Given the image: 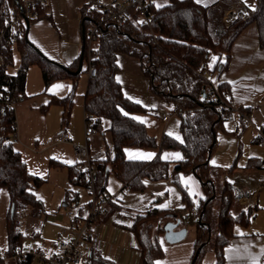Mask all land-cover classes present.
Returning a JSON list of instances; mask_svg holds the SVG:
<instances>
[{
	"label": "trees",
	"instance_id": "obj_1",
	"mask_svg": "<svg viewBox=\"0 0 264 264\" xmlns=\"http://www.w3.org/2000/svg\"><path fill=\"white\" fill-rule=\"evenodd\" d=\"M14 5L15 0H0V16L8 14ZM215 5H204L197 0H170L168 4L158 7L151 1L147 10L148 14L153 16L150 25L143 23L138 10H134L132 17L123 26L107 25L97 42V74L89 78L84 107L85 112L93 116L96 129L102 130L103 119L110 120L109 130L114 149L113 155L107 153L105 158L95 159L99 170L98 193L108 191L111 173L123 182V191H143L147 187V181H158L172 176L182 188L184 200L188 204L184 210L151 208L135 215L131 228L138 239L137 246L141 252L142 264H156V260L164 255L160 235L169 219H180L184 226L196 224L197 238L192 264H201L213 237L212 224L216 222V264H224L223 248L233 235L235 224H249L255 213L252 208H235L241 195L236 192L232 181L226 178L227 174L234 171L235 164L222 169L211 163L219 128L224 126L230 112L239 108V122L245 125L243 118L245 114L250 113L251 107H236L231 103L230 87L225 80L219 83L226 103L221 102V97H216L208 79L201 75V71L209 69L208 60L212 53L218 56L214 68L219 67L221 55L230 52L237 37L251 23L257 25L260 44L264 46V0H258L256 8L251 10L249 15L238 18L229 25L222 21L221 13ZM88 10L87 2L83 7L82 33L95 15L89 11L91 16H87ZM47 16L45 8L38 7L36 18ZM27 34L28 29L25 26L18 41L22 60L18 72L11 74L4 68L0 71V82L8 85L21 101L27 97V71L34 63L41 65L46 87L57 79H71L72 87L68 94H52L50 102L41 106V109L46 111L52 103L61 105L62 121L68 123L79 78L88 68L83 65L80 73H74L79 66L80 56L71 64L57 62L28 40ZM152 35L154 39H151ZM83 45L86 43L83 42ZM120 52L137 57L154 87L162 96L174 102L181 119V139L166 133L159 144L156 138L149 134L146 124L133 115V112L143 107L126 95L117 76ZM86 58L85 50V60ZM6 61L13 62V51L7 52ZM16 133V112L14 109H7L0 113V189L7 187L11 200L7 218L9 248L6 254L9 257H15L25 245L27 235L21 227L25 210L28 207L38 211L44 210V203L35 192L42 178L29 170L21 151L15 147L13 137ZM128 146H158L159 153L153 159H133L126 156L125 149ZM165 149H178L182 152V157L177 160L167 159L162 154ZM57 163L63 165L61 162ZM67 167L70 183L85 184L83 174L77 170L76 163ZM246 167L262 168L264 158L251 157ZM194 171L200 177L206 193L205 199L196 205L199 210L197 214L189 212L195 205L180 180L181 174ZM222 176L223 184L218 190L216 183ZM112 210L113 205L107 212ZM186 213H190L189 218H186ZM200 217L208 222V225L200 224ZM90 255L89 264H115L96 248H91ZM17 260L20 264L18 258ZM31 262L32 259L28 258L23 264Z\"/></svg>",
	"mask_w": 264,
	"mask_h": 264
},
{
	"label": "crops",
	"instance_id": "obj_2",
	"mask_svg": "<svg viewBox=\"0 0 264 264\" xmlns=\"http://www.w3.org/2000/svg\"><path fill=\"white\" fill-rule=\"evenodd\" d=\"M87 2L88 0H47L46 6L44 8L48 16L38 18H36V16L35 18H32L34 19L33 21L32 19L30 20V28L28 31L29 39L40 50L42 49L43 51H41L45 53L49 58L55 61L57 60V62L60 61V63L63 62L62 64L65 65L71 64L78 56H80L81 52L71 61H68L69 57L63 53L61 43L62 35L59 30L58 23L56 22V11L61 7L65 11L72 13L71 15L75 19L78 18L76 17V15L79 16L78 12H80L81 27H83V7L87 4ZM152 2H154L156 6L160 7L168 4L170 0H152ZM199 3L204 5L216 4L215 6L219 10V13H221L222 21L224 22V18L230 14H233L234 16L237 15V17L239 18L244 17L245 10L250 13L251 10L256 8L258 0H199ZM89 11L90 10H88V12ZM88 12H86L87 16H91V12ZM229 54L232 59V68L229 71L223 72V74H221V79L225 80L230 87L229 97L231 103L234 106L239 107L244 105L251 107L249 114L251 116L250 124L252 125L254 130L253 133L256 134L254 140L262 141V138L258 132V128L264 125V84L263 80L257 84L252 83L255 82V79L253 77L256 76V74H253V77H249V70L252 69L250 67H254V64L256 62H258L259 65L264 66V46L260 44L259 32L255 23H251L250 25H248L245 30L237 37ZM129 57L138 60L141 65V69L143 70L142 64L137 57L131 54ZM84 65L87 66V59L85 60V57ZM82 75H84L85 79L83 80L81 86L78 82V86L81 87L79 90V102L84 107V96L90 78V76L88 75V69L87 72L82 73L81 76ZM81 76L79 80L81 79ZM262 78L264 79L263 76ZM250 86H254L255 88L249 90ZM71 87V79H57L53 81L48 87H46V90L49 89V93H47V97L45 99H42L39 96H30L26 97L25 100L23 99L17 103L15 112L17 117V135L19 140L16 144H19L21 146V149L20 147L16 148L20 150L21 153L22 149H26L27 151H32L39 154L37 152V149H39V147L42 145H46L45 128H47V115L45 113L46 111L41 109V106L46 105L50 102L52 94L57 96H65L66 94H68ZM233 112H238L237 115L240 118L241 113L236 109L231 111L228 117H230ZM169 121L163 122L168 124ZM243 121L245 123L244 118ZM110 125V120L105 118L103 120L102 127H104L106 131L111 134L109 130ZM245 125L247 124L245 123ZM63 131L70 133L67 129V126L64 127L60 132ZM97 131L103 132V130L95 128L92 133L87 134L85 124L83 137H78L77 134H74L78 141H76V139H74L73 135L70 133L73 142L80 143L79 141H83L82 144L87 143L89 145L90 152L94 160L105 158L107 156V153H110V155H113L114 153L113 141L112 145L107 146V149L106 146L103 145V143L102 145H100V147L98 146V144H101V139L99 135H96ZM60 132L57 134V136L60 134ZM166 133L167 132H164L163 135ZM173 136L178 139L182 138L177 137L176 135ZM44 142L45 144H43ZM57 143H65L67 147H70V149L73 148L72 142ZM155 149L143 148L140 146L130 148V146H128L125 149V153L127 157L133 159H153L159 153L158 149V153L155 155ZM167 150L172 151L176 149H165L164 151L167 152ZM180 157L182 156H178L177 159H179ZM252 157L259 156L255 155ZM24 159L27 162L29 170L32 173L37 174L36 171L31 168L29 158L24 157ZM248 160L249 157L247 161ZM76 161L77 159L75 158L74 162L71 161L72 163L67 164L62 163V166L67 167L68 165H74ZM246 164L239 167V170L234 169L232 173L226 175V178L232 181L235 186L236 192L241 195L238 199V204L240 205V207L242 209H254L255 216L253 215L252 218L256 217V219H259L260 217L258 216L261 213V220H264V192L259 191L260 189H257V183L261 181V177L259 176L263 175L261 173L264 172V167L249 169L246 167ZM258 169H260V171H258ZM253 176L256 177V179ZM180 180L181 183L187 188L188 193L190 194L194 202V205L200 200L205 199L206 193L204 186L195 173L192 172L189 174H181ZM70 184L73 185L72 183ZM79 185L84 186V184L81 183H79ZM107 187L108 191L115 198L108 209H110L113 205L114 210L97 217L93 222V228L99 239L101 240V248L99 249V251L104 257L112 260L115 264H142L141 252L137 246L138 239L135 232L131 228L135 215L140 212H146L151 208L184 210L188 204L184 200L182 188L173 180L172 176H169L158 181H147V187L143 191H123V182L113 173L109 175ZM80 200V192L76 188L73 189L72 187H70L66 190L63 205L66 208L71 205H79ZM10 207L11 200L9 190L7 187H2L0 189V264H18V260L16 257H9L6 254L9 248L7 218L9 215ZM83 209L84 207L80 205L78 214L81 216H84ZM27 211L28 212H25L23 216V218H25L26 224L25 233L27 237H34L33 244L36 246H33L29 243L30 241H27L25 242L24 247H35L49 250L54 244H57L65 239H70L74 236V230L72 228L71 221L67 219L64 221L63 225H55V228L58 229V237H49L47 233H44L47 222L49 221V216L46 217L44 221V227H42L41 225L42 220L40 218L44 213V210L38 211L37 209H34ZM23 218L22 221L24 220ZM252 218L249 224L245 225L242 223H237L245 227L244 229L237 230V224H235L234 233L223 248V251L225 253L224 264H252L253 258H256L257 264H264V254H262L261 252V250L264 249V229L258 226V229L253 228L249 230V226L252 224ZM169 220L176 221L175 219ZM183 226L184 225L181 224L178 228H181ZM186 227L188 228V226ZM196 238L197 226L196 232L193 235L189 236L188 228L186 237L183 240L174 243L168 242L163 232L160 235V241L163 245L164 255L156 260V264H192L195 254ZM40 239H42V243H45L41 244ZM211 239L214 240V236ZM210 243L211 240L209 241L208 249L203 256L201 264H216L217 253L215 251V244ZM35 261H37V263H35ZM31 264L46 263L40 260H32Z\"/></svg>",
	"mask_w": 264,
	"mask_h": 264
},
{
	"label": "rangeland",
	"instance_id": "obj_3",
	"mask_svg": "<svg viewBox=\"0 0 264 264\" xmlns=\"http://www.w3.org/2000/svg\"><path fill=\"white\" fill-rule=\"evenodd\" d=\"M56 13V22L58 23V27L62 35L61 43L63 53L69 57L68 61H71L80 54L83 46L80 12H78L79 16L76 15V17H78L76 19L73 18L71 15L72 13L65 11L61 7L57 9ZM129 56L130 54L126 52L119 53V70L117 76H119L121 80L126 95L131 100L139 103L143 107L141 110L133 112V115L146 124L149 134L154 136L159 144L164 132L176 135L177 137H182L180 128L181 119L178 113L174 111V102L161 95L159 90L154 87L150 77L144 72V69H141V65L138 60L132 59ZM217 58V54L212 53L208 60V76L212 79H217L219 74L218 68H214ZM21 61V53L18 43H16L13 47V62H8L6 64L7 71L11 74H16L20 68ZM250 68L252 69L249 70V77H253V74H256V76L253 77L255 82L252 83L257 84L263 80L264 84V79L262 78V76L264 77V66H261L258 64V62H256L254 67ZM84 79L85 77L82 75L81 79L79 80L80 86L82 85ZM80 88L81 87L78 86L71 111V117L68 123H62L63 108L61 105L57 103L48 105L45 112L47 115V128H45L46 145H42L39 147V149H37L39 154L22 149V154L24 157L29 158L31 168L36 171V175L42 178V182L40 186L35 189V192L37 196L44 202V213L40 218L42 220V222L40 220L42 227H44V221L48 216L49 221L53 222L52 223L48 221L44 230V233H47L51 238L58 237V229L55 228V225L61 226L65 220H70L66 215L67 210L71 209L75 214H78L79 206L82 205L84 207L83 214L86 218L89 217L92 211L91 205L89 204L91 195L87 192L85 186L79 184L71 185L69 182L67 167L61 166L57 163H72L71 161L74 162L76 158L73 148L70 149V147H67L65 143L58 144L56 142L57 134L66 126L68 131L73 135L74 139H76L74 134H77L78 137H83L84 134L86 121L84 107L79 102ZM254 88V86H250L249 90ZM48 91L49 89L46 90L43 79L41 65L39 63L32 64L29 67L26 76V96H39L40 98L45 99L47 97V93H49ZM163 113L168 114L170 117L168 124L162 121L161 116ZM237 113L238 112H233L230 117L225 120L224 126L219 128L217 135V146L215 147V150L211 156V162L213 164L219 165L222 169H227L233 164L236 166L235 169H238L239 167L246 164L248 157L249 159L255 155L261 158L264 157V141L254 140L256 134L253 133L254 130L252 125L248 123L245 126H241ZM102 130L104 134L102 131L96 132V135H99L101 139V144H98V146L100 147V145L103 143L107 149L108 145H112V137L104 127ZM76 141L78 140L76 139ZM45 142L43 144H45ZM79 142L82 144L83 141ZM15 147H20L21 149V146L16 143ZM140 147L149 149L156 148L155 155L158 153L159 149L158 146ZM130 148H135V146H130ZM162 154L164 157L170 160H175L178 156H182V152L178 149L172 151L167 150V152L164 151ZM172 166L173 162L171 164V167ZM258 171H260V169H258ZM261 174L263 175L259 176L261 177L260 180H264V172ZM222 178L217 180L216 184L218 190H220L222 186ZM254 178L256 179V177ZM70 187L73 189L76 188L80 192L81 200L79 205H71L66 208L63 205V200L66 190ZM259 191L264 192V188L260 189ZM198 203L199 202L195 203V206H198ZM235 208L237 210L242 209L238 202L236 203ZM27 210H34V208L28 207L25 210L26 213L28 212ZM258 217L260 218H252V224L249 226V230L253 228L258 229V226L264 229V220H261V213ZM23 219L24 220L22 221L21 227L25 232V218ZM187 226L189 228V236L193 235L196 232V224L190 223ZM236 226L237 230L245 228L240 224H237ZM212 229L214 236L217 231L216 222L212 224ZM33 240L34 237L28 236L26 237L25 242L30 241V244L36 246L33 244ZM40 241L41 244L45 243H42V239H40ZM213 243L214 240L211 239L210 244ZM35 263H37V261H35Z\"/></svg>",
	"mask_w": 264,
	"mask_h": 264
},
{
	"label": "built area",
	"instance_id": "obj_4",
	"mask_svg": "<svg viewBox=\"0 0 264 264\" xmlns=\"http://www.w3.org/2000/svg\"><path fill=\"white\" fill-rule=\"evenodd\" d=\"M46 1L15 0V5L11 11L8 14L0 16V71L4 68L7 69L6 54L8 51H13L14 44L18 43L20 37L23 35L26 18L30 20L35 18L38 15V7H45ZM151 1L88 0V9L95 14L85 30V50L87 52L86 59L89 76H95L97 74V66L95 64L98 56L97 42L106 26L109 24H114L117 27L123 26L132 17L134 10H138L143 23L150 25L153 16L152 14H148L147 10ZM248 14L249 12L245 10V16ZM238 18L237 15H227L224 18V23L225 25H229ZM151 39H154V35L151 36ZM220 62L221 64L217 67L219 71L217 79L209 78L208 69L201 71V75L208 79L216 97H221V102H225V99L222 97V91L219 88V83L222 81L221 74L232 68V59L229 52L221 55ZM225 93L228 94L227 91ZM18 102L19 100L13 94L12 89L8 85L0 82V113L7 109L15 110ZM236 110L240 112L239 108H236ZM174 111L177 112L175 108ZM161 118L165 122L170 119L169 115L165 113L162 114ZM244 120L246 124L251 123L250 114H245ZM85 121L86 133H92L95 130L93 116L88 112H85ZM258 132L264 141V125L258 128ZM18 140L16 133L13 141L17 143ZM57 142H72L77 159L76 168L83 174L84 186L91 195L90 205L92 211L89 217L86 218L75 214L72 210H67L66 215L71 221L74 236L54 244L49 250L35 247L22 248L15 256L19 259L20 264H23L28 258L40 260L46 264H89L91 262V248L98 250L101 248V240L93 228V222L97 217L107 212L115 198L109 191L98 193L97 181L99 170L87 143L80 144L73 142L70 133L65 131L60 132L57 136ZM257 186V189L264 188V180L259 181ZM189 212L197 214L199 210L194 206ZM190 213L185 214L186 218L190 217Z\"/></svg>",
	"mask_w": 264,
	"mask_h": 264
},
{
	"label": "water",
	"instance_id": "obj_5",
	"mask_svg": "<svg viewBox=\"0 0 264 264\" xmlns=\"http://www.w3.org/2000/svg\"><path fill=\"white\" fill-rule=\"evenodd\" d=\"M26 27L29 31L30 19H28V18H26ZM27 39L29 40L28 34H27ZM83 41L85 42V31L84 30H83ZM84 57H85V45L82 46L80 59H79V66H78L77 70L73 71L74 73H80L81 72L83 65H84ZM211 152H212V150L210 148V154H211ZM194 173L196 174L195 171H194ZM199 179H200V177H199ZM13 211H14V208H12V212ZM199 223L202 225H208V222L203 221L201 217L199 218ZM180 225H181L180 219H178L176 221L169 220V221L165 222L163 228H164L165 238L168 242H171V243L178 242V241L183 240L186 237L188 228L186 226L178 228Z\"/></svg>",
	"mask_w": 264,
	"mask_h": 264
},
{
	"label": "snow or ice",
	"instance_id": "obj_6",
	"mask_svg": "<svg viewBox=\"0 0 264 264\" xmlns=\"http://www.w3.org/2000/svg\"><path fill=\"white\" fill-rule=\"evenodd\" d=\"M199 2V0H198ZM262 254H264V249L261 250ZM252 264H257V260L256 258H253Z\"/></svg>",
	"mask_w": 264,
	"mask_h": 264
}]
</instances>
